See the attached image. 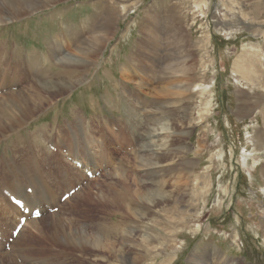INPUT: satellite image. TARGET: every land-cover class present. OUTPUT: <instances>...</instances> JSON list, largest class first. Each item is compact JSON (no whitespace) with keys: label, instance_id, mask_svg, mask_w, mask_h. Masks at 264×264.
I'll list each match as a JSON object with an SVG mask.
<instances>
[{"label":"rangeland","instance_id":"1","mask_svg":"<svg viewBox=\"0 0 264 264\" xmlns=\"http://www.w3.org/2000/svg\"><path fill=\"white\" fill-rule=\"evenodd\" d=\"M260 1L68 0L66 3L55 6L57 11L46 9L22 21L0 28V41L9 39L12 42L11 39H13L15 44L24 50L37 49L43 52L53 34L64 31L68 26H81L87 18L94 14L97 16L96 8L101 10L104 4L109 5V12L117 13L118 17L108 32L107 42L92 58L95 64L91 72L86 77L77 78H84L83 84L77 85L63 97L52 100L55 107L52 105L48 110L47 106L41 117L29 123L30 120L27 122V129L22 127L23 130L20 131L23 136L28 133H37V130L38 134L44 135L42 126L51 128L54 123L58 124L55 130L48 132V136L51 134L55 139L50 152L59 153L55 146L58 141L64 147L62 152L65 154L64 151L69 147L70 142L76 141L75 132L66 123L67 120L72 119L70 108H74L82 121H89L92 129L101 131L94 142H91L89 138L87 140L92 146L90 150L95 159L101 156L103 159L101 162L97 161L93 175L88 172L80 173L79 184L72 179V171L68 173L69 179L60 178L58 183H55L52 187L56 196L53 207L49 208L44 204L42 219L27 227L21 242L22 246L27 244L42 252L32 255V258L25 262L17 259L16 264H43L39 261L41 254L44 252L48 254L49 251L53 254L57 253V247L52 246L47 240L51 226L55 222L52 215L68 218L76 227L84 228L89 233H95L96 224L116 219L111 217L108 212L110 208L106 205L95 204L99 206L96 207L88 204L89 199L93 200L98 196L106 197L108 187L120 185L115 174L128 176L131 189H137L138 186L143 190L153 189L155 185L150 181L163 182L166 186L165 191L171 197L167 209L173 207L174 202L179 201L175 206L176 209L183 210L186 214L194 212L198 214V220L189 217L188 227L178 229L180 236L173 237L172 244L175 246L171 244L168 248L171 259L165 258L163 248L155 249L157 263L190 264L193 253L203 254L206 251L211 252L210 250L214 248V250L219 249L218 251L229 259L239 260L242 264H264L262 238L264 227L261 223L264 220L262 212L264 196L260 189L263 186L262 166L252 169L250 163L245 167L241 159L245 150L246 153L253 150V141H251V137L254 136L253 131L257 128L262 129L263 125L258 115L256 118L259 124L254 119H240L236 113L241 104L238 100L240 92L244 94L242 96L246 104H254L257 99L258 101L264 99V90H259L258 85L251 86V83L242 80L243 76L246 79L262 77L264 80V33H259L264 31V24H260L259 21L251 23L250 15H248L250 6ZM244 14H247L248 18H244ZM153 16L157 18L163 31L159 36L161 42L155 46L153 39L145 38L142 29L144 21ZM170 26L177 28L174 37H171L173 32L169 31L170 35L164 32L171 28ZM179 38H182L181 41ZM180 42L186 45L189 51V56L182 52L187 59L183 66L194 65V69L190 71L186 79V82L190 80L189 83H192L194 88L182 98L176 95L164 97L162 95H167L164 92L167 87L185 80L178 75L163 76L160 70L164 65L162 63L171 58L172 51L181 44ZM141 44L149 45L147 49H144ZM251 46H257L256 49L262 54L263 58L260 61L250 53ZM243 65H245L246 73H244ZM238 66L240 67L237 69ZM253 68L257 70L256 74L249 73ZM57 69L53 67V73ZM24 77V75L21 77V81L26 83L27 80ZM46 78L47 81L49 79V81H55L52 74ZM198 85H200L199 88ZM18 87L21 89L24 84L12 88ZM153 89H155L154 95ZM12 91L16 90L12 89ZM208 99L211 103L209 107H206L205 101ZM169 105L171 107L166 108ZM163 111L166 112L164 117L161 116ZM18 120L17 125L22 124L25 118ZM131 122L135 125L134 132L130 130ZM162 123L168 124L171 128L168 148L172 149L176 159L169 165L160 164V167L155 168L156 174H148L149 168L145 166L148 158L139 159L138 157L142 150L137 146L138 144L141 146L142 143L139 142V136L144 137L145 140L149 130ZM105 124H107L106 129ZM107 130L114 133L120 131L123 136L122 139L117 140L115 136H107V139L104 138L105 148L101 149L97 139L101 141ZM5 133L6 131H1L0 137ZM82 134L81 132L77 137L79 143H84L82 139L84 134ZM1 145L5 146L3 149H8L10 143H5L3 138L0 140V155L3 153ZM77 146L81 152L84 150V145ZM105 149L106 153H103ZM164 151L169 150L161 149L158 154ZM67 160L63 159L62 162L73 165L70 159ZM45 169L48 170L49 166H45ZM108 170L109 175L106 174ZM131 178L137 181L134 183ZM71 187L75 189L69 191H72L70 198L75 191L77 193L84 187V191L73 201L65 197ZM119 189L118 186L116 190ZM2 195L6 196L4 197L6 201L7 195ZM218 200L221 201L220 207L217 206ZM126 207L130 208V204H126ZM161 207L162 205L152 207L147 213L148 216L138 223V233L135 232L138 238L147 233L156 237L154 228L151 226L156 219L161 218ZM25 216L27 218L28 214ZM158 224L160 229V225L163 227L165 221L159 219ZM128 228V224L124 225L123 230L127 231ZM36 230H39V235ZM3 232L4 242H7L1 250L9 252L11 247L8 245L13 244L18 234L13 236L4 226ZM32 234L38 236L33 238ZM234 234H237V237L234 238ZM120 244L119 237L114 248L119 250ZM155 244L154 238L152 245ZM65 249H69L72 253L62 254L53 261L59 264H115L113 260L107 258L106 252L91 250L84 255L74 247ZM132 256L131 252L129 257L132 258ZM151 262L145 261V264Z\"/></svg>","mask_w":264,"mask_h":264},{"label":"bare ground","instance_id":"2","mask_svg":"<svg viewBox=\"0 0 264 264\" xmlns=\"http://www.w3.org/2000/svg\"><path fill=\"white\" fill-rule=\"evenodd\" d=\"M66 2H68V0H0V28L7 27L6 25L10 23L22 21L24 18L33 14L35 15V13L46 9L57 11L55 6ZM109 8V5L104 4L101 10L100 8H96V11L98 10L97 13L95 12L98 14L97 16L94 14V16L87 18L81 26H68L64 31L53 34L47 42V46H45L47 47L46 50L43 51L46 53L37 49H33L32 51L24 50L21 46L15 44L13 39H11L12 42H10L9 39L0 41V129L1 131H6V133L0 137V140L3 138L5 143H10L8 149H3L5 146L1 145L3 153L0 155V192L1 195H7L6 201V196L0 195V256L2 257L0 258V264L13 262L16 264L17 259H20L21 262H25L31 259L32 255L42 252L31 248V246L27 244L22 246L21 242L25 237L27 227L36 224L37 221L42 219L44 204L49 208L53 207L52 204L56 200V196L53 193L52 187H54L55 183H58L60 178L69 179L68 173L71 171L73 172L72 179L77 182L76 184H79L81 181L79 180L81 176L80 173L83 174L88 172L93 175L97 161L100 160L101 162L103 159L102 156L99 157L100 159H95V156L90 150L92 146L88 144L87 140L89 138L91 142H94L96 137L101 134V131L98 130L97 132L96 129H92L89 121H82L80 116H77L74 108H70L72 119L70 118L71 120H67L66 123L71 126V130L75 132L74 138L76 141L70 142L69 147L64 151L65 154L62 152L64 147H62L58 141H56L55 146L58 148L57 151L59 153L53 154L50 152L52 151L50 148L54 146L52 142L55 139L51 134H49V137L48 132L55 130L58 124L54 123L51 128H44L45 126H42L41 129L44 135L38 134L37 130V133H28L26 136H23L20 131L23 130L22 127H26L27 129V122L31 120L29 122L31 123L35 121V119L37 120L41 117L44 113L43 110L47 108V106L48 110L51 109L52 105L55 107V104H52V102L56 100V98L63 97L65 93L70 92L77 85L83 84L85 79L77 78L86 77L91 72L95 64L92 58L100 52V47L107 42L108 32L118 20L117 13H110ZM121 9L122 12H124V7ZM246 15L247 14H244L243 17L246 18ZM248 15H250L251 23L259 21L260 24H264V0L250 6ZM142 29L145 38L154 40V46L161 42L159 36L163 31H161L156 17L147 18L144 21ZM176 30L177 28L173 26L164 30V32L170 35L169 31H171V33L173 32L171 37H174V32ZM259 33L263 34L264 31ZM181 39L182 38H179V41H181ZM180 43L181 44L177 45L176 49L172 51L173 54L171 58H168L167 61L163 60V63L161 62L164 65L161 64L162 67L160 70L163 76L167 74L172 76L178 75L185 80H181L172 87H167L164 91L167 95L161 94L164 97L176 95L182 98L187 93L192 92V88H194L192 83H189L190 80L186 82L190 71L194 69V65H189L188 67L183 66L187 62L185 55L189 56V51L186 45L182 42ZM147 45H142L141 47L147 49ZM256 48L257 46H251L250 53L260 61L263 57ZM182 52H184L185 55L182 54ZM156 62L159 63L157 60ZM53 67L56 69L58 68L57 71H54L55 73H53ZM239 67L240 66H238L237 69ZM243 68L244 73H246L245 65H243ZM256 72L257 70L255 68L249 71L251 74H256ZM51 74L52 77L55 78V81H49L50 79L48 81L46 80V77L48 75L51 76ZM23 75L25 76L24 79L27 80L26 83L21 81ZM237 76L239 78L238 74ZM149 77V79H151V76ZM242 80L248 81L251 83V86L258 85L259 90H264V80L262 77L259 79L255 76L251 79H246V77L243 76ZM22 84H24V87L21 89H19V87L12 88L18 85L22 86ZM199 86L200 85H198V88ZM12 89L16 91L14 92ZM153 90L154 95L155 89ZM202 91L203 89L201 87V94ZM242 95L244 96V94L240 92L238 100L241 104L236 111L238 117L240 119H254L256 123L259 124L256 118V115H258L262 120L263 130L257 128L253 131L254 136L251 137L254 146L253 150L248 153H246L245 150L241 155V159L245 167L249 166L248 164L250 163L252 169L253 167L262 166L261 174L263 176V186L260 189L264 196V99L259 101L257 99L254 104H246ZM210 103L209 99L206 100L205 106L209 107ZM171 105L166 108L171 107ZM165 113V111H163V113L161 112V116L164 117ZM19 118H25V120L22 124L20 123L17 125L16 121ZM107 124H105V129ZM133 124L132 122L130 123L131 132L135 130V125ZM41 129L39 130L41 131ZM170 130L171 128L168 124L162 123L156 128L150 129L149 133L146 134L145 140L143 139L144 137L139 136V142L142 143L141 146L140 144L137 146L142 150H140L141 153L138 157L139 159H143L144 157L148 158L145 164V166L149 168L148 174H156L155 168L160 167V164L169 165L174 163V159H176L175 154L171 151L172 149L170 150L168 148V138L172 133ZM81 132L84 134L82 138L84 143L77 142V137L80 136ZM162 135L163 137L161 138ZM107 136H115L117 140L122 139L123 134L120 131L114 133L111 130H107L105 137H103L101 141L97 139L101 149L105 148L104 145L106 141H104V138L107 139ZM77 145H84V150L81 152ZM161 149L169 150L168 152L170 153L164 151L162 154H158ZM103 153H106V149L103 150ZM261 157L263 158L262 161ZM63 159H70L73 165L63 163ZM59 162L61 164H59ZM107 163L109 164V162ZM110 165L112 166V164ZM45 166H49V169H45ZM89 168H91V170H89ZM111 169L112 168H110V170ZM114 173L115 172H113V174ZM106 174H110L109 170ZM115 175H117L115 178L118 179L120 184L115 185V187L118 188L119 186L120 189L116 190L115 187H108L109 190H107L108 193L105 194L106 197L98 196L96 199L93 198L94 201H97L96 203L89 199L88 204L91 206L101 203L106 205L110 208L108 212L111 217H115L116 219L110 218L111 222L104 221L96 224L95 233H89L84 228L76 227L68 218L65 219L62 216L52 215L51 217H53L55 222H53L51 226L49 238L46 239L52 246L57 247L58 251L54 254L50 251L48 254L47 252L41 254L42 256L39 258L41 263L59 264V262L53 260L61 257L62 254L66 255L67 252L72 253L69 249L66 250V247L77 248L78 251L84 255L88 254L91 250L102 251V253L106 252V254H108L107 258L113 260L115 264H145V261L149 260L152 261L149 264H164V262L157 263L156 261L157 253L155 249L159 247L163 248L162 251H165V258L168 257L171 259V253L168 252V248L171 247V244L174 242L173 237L180 236L178 234V229L188 227L190 221L189 217L198 220L199 217L197 212L186 214L183 210L176 209L175 206L178 205L177 203H179V201L174 202L173 207L167 209L166 207L169 206L171 197L167 194V191H165L166 186H164L163 182L150 181L155 185L153 189L147 188L143 190L140 186H138L137 189H131L128 183V179H130L128 176L125 174ZM131 179L134 183L137 181L135 178ZM28 188H30V190ZM72 189L75 188H69L68 192ZM83 191L84 187L79 189L77 193H75V191L71 198L69 196V201H73L75 197L80 195ZM11 198L21 201L22 210L26 209L28 211V221L19 231L13 244L8 245L11 247L8 252L5 250L3 251V249L1 250L7 242H4L5 234L3 232V226L8 228L12 233L19 224L20 218L26 217L24 212H21V208L11 202ZM126 204H130V208L126 207ZM156 205H162L161 218L156 219L152 226L149 224V226L154 228L153 232L156 237H153L151 233H147L146 235H140L141 238H138V235H135V232L138 233V223H141L142 220L148 216V211ZM220 205L221 201L218 200L217 206L220 207ZM61 207L63 208V205H61ZM34 210L40 213V218L37 220L31 219V214ZM262 212L264 213V210ZM159 219L165 221L163 227L160 225V229L158 224ZM261 223L264 227V220H262ZM127 224L129 228L127 231H124V225L127 226ZM92 227L91 225V228ZM36 231L39 235V230ZM121 233H123L122 236ZM38 235L32 234L31 237L35 238V236ZM119 237L121 244L119 250H117L114 248V245ZM235 237H237V234H234V238ZM154 238L156 244L152 245ZM262 238L264 241V233L262 234ZM212 250H210L211 252L206 251L203 254L193 253L190 257V264H242L239 260L229 259L221 254L218 251L219 249L214 250L213 248ZM131 252L133 253L132 258L129 257Z\"/></svg>","mask_w":264,"mask_h":264}]
</instances>
